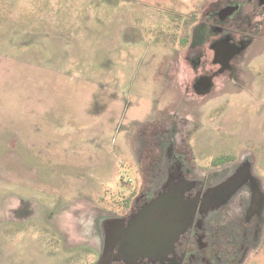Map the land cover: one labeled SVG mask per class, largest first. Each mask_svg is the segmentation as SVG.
Segmentation results:
<instances>
[{
    "label": "rangeland",
    "instance_id": "374dc122",
    "mask_svg": "<svg viewBox=\"0 0 264 264\" xmlns=\"http://www.w3.org/2000/svg\"><path fill=\"white\" fill-rule=\"evenodd\" d=\"M262 3L249 29L235 0H0V264L161 257L185 220L152 253L128 230L190 203L184 172L264 193ZM242 252L212 264H264V227Z\"/></svg>",
    "mask_w": 264,
    "mask_h": 264
},
{
    "label": "flooded vegetation",
    "instance_id": "af4514ba",
    "mask_svg": "<svg viewBox=\"0 0 264 264\" xmlns=\"http://www.w3.org/2000/svg\"><path fill=\"white\" fill-rule=\"evenodd\" d=\"M262 1L243 0V2H239L235 0L234 5L237 6L235 12L230 18L226 16L224 21L229 23L239 19V12L244 8L246 9V15L245 18L241 17V21L245 20V26L250 29L252 19L259 17L261 14ZM219 9L210 12L207 15L208 19L220 22L222 15L217 14V12H221ZM211 13L212 16H210ZM224 29L229 30L231 33L241 34V36L243 33L238 29H228L226 26ZM249 33L252 34L251 31ZM220 45L227 46L224 50L225 57L234 52L228 44L220 42ZM219 46L216 48L217 53H219ZM223 61H225V58ZM223 61L222 63H224ZM196 81L197 79L194 82ZM189 176L191 174L187 172H184L181 176L189 181V183L183 182L187 191L182 197L189 199L190 203L188 204L194 206L188 214L190 216L185 217L186 228L175 241L173 249L161 257H151L150 259H144L142 256L133 257L132 259L123 254L124 257L120 261H114L111 264H212L215 260L217 262L222 261V258L234 261L242 251L246 254L253 245L258 243L264 227V193L258 179L251 174V171L239 164L235 167L231 177L225 180L224 183L214 187L204 185V181L202 183L196 182L193 177L189 178ZM175 184L177 183L175 182ZM245 192L247 194H244ZM239 196H241V199L237 200L240 198ZM143 199L144 203L152 200V198ZM237 209L241 213H237ZM135 210L136 207L133 205L130 213L135 212ZM226 211H230V213L227 214ZM184 215L183 213V217ZM106 230H112L110 234L112 241L107 248L113 249L112 254H114L117 252L115 250L117 248L115 244L117 243V232L114 226L108 229L106 227ZM224 252L226 255L223 254ZM98 257L93 264H107L108 261L101 262L100 255Z\"/></svg>",
    "mask_w": 264,
    "mask_h": 264
},
{
    "label": "water",
    "instance_id": "95a60500",
    "mask_svg": "<svg viewBox=\"0 0 264 264\" xmlns=\"http://www.w3.org/2000/svg\"><path fill=\"white\" fill-rule=\"evenodd\" d=\"M184 210L186 214L183 217ZM192 210V204L181 205L179 202H172L147 214L128 231V238L133 240L134 235L136 237L132 241L133 249H143L152 253L157 250L158 246L166 247L168 241L170 243L176 235L177 223L185 220Z\"/></svg>",
    "mask_w": 264,
    "mask_h": 264
}]
</instances>
